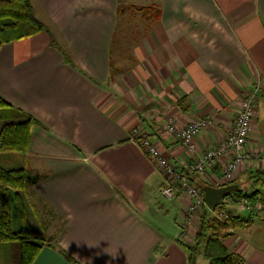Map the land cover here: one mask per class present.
Here are the masks:
<instances>
[{
  "label": "crops",
  "instance_id": "0c3cea01",
  "mask_svg": "<svg viewBox=\"0 0 264 264\" xmlns=\"http://www.w3.org/2000/svg\"><path fill=\"white\" fill-rule=\"evenodd\" d=\"M30 2L45 29L0 46V96L35 120L27 151L1 154L39 177L22 191L23 208L50 243L30 264H188L198 214L187 213L188 196L161 195L165 174L129 134L141 128L184 171L227 138L254 93L246 158L232 180L222 176L226 155L189 177L201 190L259 188L251 174L264 170V0H142L152 12L126 39L122 0ZM207 115L214 125L193 152L164 129L168 119L180 130ZM263 214L252 219L263 225ZM249 227L228 229L222 242L244 264H264V235L245 239ZM0 249L19 264L18 243Z\"/></svg>",
  "mask_w": 264,
  "mask_h": 264
},
{
  "label": "trees",
  "instance_id": "16d2710c",
  "mask_svg": "<svg viewBox=\"0 0 264 264\" xmlns=\"http://www.w3.org/2000/svg\"><path fill=\"white\" fill-rule=\"evenodd\" d=\"M44 29V24L33 13L30 0H0V46L35 35ZM61 52H63L62 49ZM63 59L69 61L64 53ZM34 122L32 116L12 107L0 96V159H2V153L13 154L27 151ZM5 165L9 167L0 164V245L17 241L19 264H30L42 245L50 243L49 239L46 241L45 238L33 234L23 208L22 191L35 183L39 177L25 166H11L6 163ZM251 177L254 180L253 183L259 184L260 187L245 190L239 186L229 194L233 202H238L239 198H247L250 206L256 205L258 195L263 194L260 192L261 188H264V170H256ZM189 181L191 182L190 177ZM12 203L15 204L19 216L18 230L13 229ZM220 204L210 210L221 214ZM210 210L206 206L201 208L193 243L184 245L188 252V264H196L200 248L205 259L203 264H244V257L229 251L222 239L228 234V229L249 224L253 220L252 214L258 210L251 209L247 215H241L232 210L222 219L212 216ZM260 211L264 213V210Z\"/></svg>",
  "mask_w": 264,
  "mask_h": 264
},
{
  "label": "built area",
  "instance_id": "2783aa9c",
  "mask_svg": "<svg viewBox=\"0 0 264 264\" xmlns=\"http://www.w3.org/2000/svg\"><path fill=\"white\" fill-rule=\"evenodd\" d=\"M253 98L254 93L248 95L241 101L232 130L227 138L216 146L206 149L201 155L195 158L191 164H188L184 171L176 169L174 164L163 156L154 141H152L141 128L135 127L131 131L130 138L145 151L148 158L154 161L165 174L166 179L160 188V192L165 199L171 200L178 195L184 194L190 198L186 207L187 213L190 215L200 212L201 208L206 206L203 202V193L200 188L189 181V175L204 174L205 171L211 168L216 160L223 155H226L228 160L223 166L222 176L225 180H232L238 165L246 158L245 145L253 118ZM213 125V117L207 115L193 120L180 130H177L173 121L168 119L164 125V129L168 133H177L181 144L187 148L189 152H193V139L198 135L201 129L210 128ZM219 203H221L220 207L222 208L221 214L218 215H225L226 212L229 211V207L231 208L234 206L229 195L221 199ZM237 204L240 210H264V193L258 195L256 206L254 207L250 206L247 198H239Z\"/></svg>",
  "mask_w": 264,
  "mask_h": 264
},
{
  "label": "rangeland",
  "instance_id": "374dc122",
  "mask_svg": "<svg viewBox=\"0 0 264 264\" xmlns=\"http://www.w3.org/2000/svg\"><path fill=\"white\" fill-rule=\"evenodd\" d=\"M141 3H142V0H122L121 14H120L121 18L119 19L118 26H119V35L120 36L123 35L125 39L128 38V36L129 37H134L135 34H133V32L136 30L135 27H137V26L139 27L140 26V20H141L140 18H141V16L142 15L143 16H146V15L149 16V13L152 12L150 10H147V11L144 10V8H147V7H143L142 8ZM146 19H148V18H146ZM130 31H132V33H130ZM253 113H254V107H253ZM252 122H253V119L251 121V124H252ZM1 158L2 159H0V164L2 166L9 167V166L5 165L6 162H4V158L3 157H1ZM237 203H238L237 201L233 202L234 206L231 207V208L229 207V209H228L229 211H227L225 215H218L217 211H214V210L211 211L209 209L210 210V214L212 216H218V218H220V219L225 218L226 215H228V213L231 212L232 210L235 209L234 212H237V211L240 210ZM29 209L32 212V205L31 204H29ZM16 211H17L16 210V206H15L14 203H12V219H13L12 224H13V229L14 230H18L19 227H20L19 216H18V213ZM34 211H35V209H34ZM244 213L247 214V211L243 212V214ZM195 214L196 215L198 214V216H199V212L195 213ZM195 214L193 215V217H195ZM249 224H250V227L248 229H246L245 231H242L243 232L242 237L249 235L250 238L253 237V239H255V238H259L262 235H264V224L261 225L262 223L259 222V220H257V219L253 220V224H251V223H249ZM37 225H38V223H35V224L32 223L31 224L32 227H35V232H36ZM37 230L41 231L40 228L39 229L37 228ZM32 232H33V234L35 236H37V237L39 236L41 238H45L46 241H48L44 234L36 235L33 230H32ZM12 242L18 243L17 241H12ZM2 256H3V251H2V249H0V264H18L16 262L17 259L15 260L12 255L7 254V257H5V259ZM202 260H204L202 255L198 254L197 255V263H199Z\"/></svg>",
  "mask_w": 264,
  "mask_h": 264
},
{
  "label": "water",
  "instance_id": "95a60500",
  "mask_svg": "<svg viewBox=\"0 0 264 264\" xmlns=\"http://www.w3.org/2000/svg\"><path fill=\"white\" fill-rule=\"evenodd\" d=\"M239 187L238 184H226L220 187L203 186V202L209 209H214L220 202L221 199L231 194L234 190Z\"/></svg>",
  "mask_w": 264,
  "mask_h": 264
}]
</instances>
